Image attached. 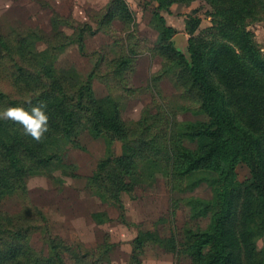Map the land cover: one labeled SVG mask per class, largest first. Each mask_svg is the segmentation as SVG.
Instances as JSON below:
<instances>
[{
    "label": "trees",
    "instance_id": "16d2710c",
    "mask_svg": "<svg viewBox=\"0 0 264 264\" xmlns=\"http://www.w3.org/2000/svg\"><path fill=\"white\" fill-rule=\"evenodd\" d=\"M191 1L150 0L161 9ZM205 1L214 9L213 26L190 40V58L175 48V30L163 23L158 53L164 66L153 77L155 82L164 75L173 77L177 89L198 107L195 114L203 119L195 121H180L174 105L164 102L127 124L121 101L110 94L96 95L97 79L111 90L133 91L130 79L140 51L131 38L116 39L120 50L115 57L99 53L92 71L83 76L73 66H60L59 58L74 44L85 53L86 36L96 33L89 23L72 24V34L61 29L50 35L37 30L0 32L5 75L0 81L13 90L9 94L0 86V111L10 106L30 110L45 102L49 116V132L41 142L26 135L22 125L0 120V264H66L63 254L74 247L49 233L39 211L33 218H17L3 209V203L8 194L26 196L29 176L53 164L68 166L65 156L77 146L78 129L84 125L95 139L111 146L122 143V155L111 152L102 159L89 186L118 203L121 189L151 185L163 176L173 209L184 205L192 219H209L206 227L184 230V249L193 264H264L259 246L264 237V52L248 29L264 21V0ZM124 18L128 21L130 15ZM106 20L104 15L100 23ZM195 21L197 29L201 21ZM133 33L128 32V38ZM39 43L45 47L39 49ZM240 164L251 170L244 182L237 179ZM202 184L211 188L210 199L186 196ZM37 230L44 231L50 255L31 245L29 238ZM146 235L152 234L142 233L136 242ZM159 241L176 251L174 238ZM114 246L105 243L99 253L100 248L79 245L77 261L101 264Z\"/></svg>",
    "mask_w": 264,
    "mask_h": 264
},
{
    "label": "rangeland",
    "instance_id": "374dc122",
    "mask_svg": "<svg viewBox=\"0 0 264 264\" xmlns=\"http://www.w3.org/2000/svg\"><path fill=\"white\" fill-rule=\"evenodd\" d=\"M111 2L115 3L109 13ZM213 11L205 0L175 3L167 9L159 8L157 2L150 0H0V32L13 34L37 30L50 35L61 29L72 34L75 27L89 23L96 33L86 36L85 53L74 44L59 58L60 66H73L83 76L92 71L99 53L107 58L115 57L120 50L114 45L116 39L126 42L131 38L140 51L130 79L133 91L124 92L119 87L111 90L97 79L93 84L96 95L110 94L121 101L122 117L127 124L140 119L146 110L156 111V106L164 102L174 105L180 121H195L203 119L195 114L198 107L191 98L183 95V89H177L171 75L162 76L161 82L153 80L164 66V59L158 53L162 40L160 33L163 23L174 28L171 42L190 58V40L213 26ZM104 15L107 20L101 24ZM128 15L127 21L124 17ZM195 20L201 21L197 29L193 28ZM248 29L256 47L264 52V21L253 23ZM128 32L134 33L128 38ZM38 47L43 49L45 44L39 43ZM4 76L0 67V80L5 79ZM0 86L5 92L13 93L8 82L0 81ZM84 126L78 129L77 146L70 147L65 156L68 166L53 164L42 173L29 176L26 196L6 195L3 209L11 215L16 214L17 218H33L39 211V218L45 220L49 233L74 247L63 254L66 264H80L77 261L79 245L88 249L100 248L101 253L102 246L108 242L115 246L101 264H193L184 249V230L187 226L206 227L209 219H192L184 205L173 209L169 186L163 176L151 185L121 189L118 203L89 186V179L102 159L109 153L122 155V143L116 141L111 146L107 140L95 139ZM236 172L240 182L251 177V170L245 164H240ZM186 196L208 200L212 190L202 184ZM142 233L152 235L142 236V242H136ZM166 238L176 240V251L169 249L167 242L159 241ZM29 240L35 250L50 255L51 248L43 230L35 231ZM259 246L264 249V237L259 240Z\"/></svg>",
    "mask_w": 264,
    "mask_h": 264
},
{
    "label": "clouds",
    "instance_id": "9594fccd",
    "mask_svg": "<svg viewBox=\"0 0 264 264\" xmlns=\"http://www.w3.org/2000/svg\"><path fill=\"white\" fill-rule=\"evenodd\" d=\"M46 109L45 102L38 103L30 110L22 106H10L0 111V120H11L22 125L26 135L41 142L49 132V116Z\"/></svg>",
    "mask_w": 264,
    "mask_h": 264
}]
</instances>
